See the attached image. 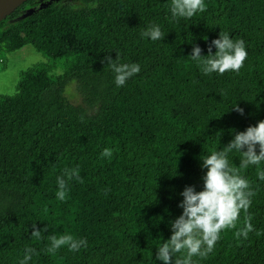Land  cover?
I'll return each instance as SVG.
<instances>
[{"label":"trees","instance_id":"16d2710c","mask_svg":"<svg viewBox=\"0 0 264 264\" xmlns=\"http://www.w3.org/2000/svg\"><path fill=\"white\" fill-rule=\"evenodd\" d=\"M35 1L0 21V53L31 45L46 58L21 72L14 94L0 95V264H19L27 247L39 253L29 264H164L156 251L182 213L180 193L203 188L200 157L264 119V0H204L206 11L178 20L171 0ZM150 24L163 40L141 37ZM220 32L243 39L247 59L239 73L205 75L189 55L193 45L207 55ZM116 55L140 66L120 87L104 59ZM70 83L80 103L66 95ZM105 147L111 159L100 156ZM239 161L229 153L232 166ZM76 166L83 183L71 181L61 202L56 177ZM258 167L264 162L240 172L256 190L248 210L255 231L239 240L223 231L197 264H264ZM33 223L48 225L40 241ZM51 234L87 247L46 254Z\"/></svg>","mask_w":264,"mask_h":264},{"label":"clouds","instance_id":"9594fccd","mask_svg":"<svg viewBox=\"0 0 264 264\" xmlns=\"http://www.w3.org/2000/svg\"><path fill=\"white\" fill-rule=\"evenodd\" d=\"M169 7L172 18L177 20L178 18L191 19L198 12L206 11L207 8L204 0H171ZM140 35L152 41L163 40L165 37V33L156 24H150ZM213 45L216 49L214 53ZM201 51L198 45H193L189 57L205 75L212 73L223 75L229 71L239 73L248 56L243 39L233 40L227 32H220L219 38L211 41L207 55H202ZM104 59L114 73L117 87L123 86L130 77L140 71V66L136 63H120L117 55L115 60L109 56ZM232 107L243 115L244 110L238 105L235 104ZM233 151L240 153L239 167L229 163V153ZM112 154V149L105 147L100 156L111 159ZM200 159L202 160L201 168L206 169L202 176L203 188L197 191L194 186L187 185L180 193L183 199L178 207L182 208V213L170 222V238L164 240L156 251V259L163 261L164 264H197L193 257L207 258L221 239L223 231L234 229L233 235L238 240L247 239L249 233L255 231L251 223L253 217L248 210L256 190L240 172L250 165L258 166L264 162V119L243 131H235L233 138L226 146L213 150L210 154L201 156ZM79 173V166L64 168L62 175L56 177L55 196L58 200L63 202L67 199L71 181L83 183ZM256 175L260 180H264V169L258 167ZM241 213L244 214L242 221ZM47 227L48 225L39 229L33 223L31 237L40 241ZM262 234L264 233L256 231L257 237ZM47 239L50 243L44 249L46 254L55 255L62 247L75 252H79L82 247H87L86 239L75 238L72 234H51ZM33 255H39L35 248H25L19 264H29Z\"/></svg>","mask_w":264,"mask_h":264},{"label":"rangeland","instance_id":"374dc122","mask_svg":"<svg viewBox=\"0 0 264 264\" xmlns=\"http://www.w3.org/2000/svg\"><path fill=\"white\" fill-rule=\"evenodd\" d=\"M48 0H36L38 5H43ZM59 2H68L74 7L83 6V0H57ZM33 9L32 6L26 8V13ZM46 62V58L31 45H25L20 49L0 53V95H12L16 91V85L20 74L28 67L37 63ZM60 73L56 69L53 73ZM66 95L73 103H80V96L75 90L74 83H70L65 89Z\"/></svg>","mask_w":264,"mask_h":264},{"label":"water","instance_id":"95a60500","mask_svg":"<svg viewBox=\"0 0 264 264\" xmlns=\"http://www.w3.org/2000/svg\"><path fill=\"white\" fill-rule=\"evenodd\" d=\"M26 0H0V21L11 14Z\"/></svg>","mask_w":264,"mask_h":264}]
</instances>
